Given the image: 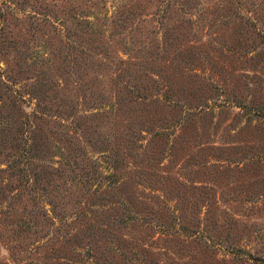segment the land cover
Segmentation results:
<instances>
[{
  "label": "rangeland",
  "instance_id": "obj_1",
  "mask_svg": "<svg viewBox=\"0 0 264 264\" xmlns=\"http://www.w3.org/2000/svg\"><path fill=\"white\" fill-rule=\"evenodd\" d=\"M0 14L1 35L19 50L46 46L52 67L68 71L52 97L86 114L81 123L90 126V140L120 147L128 126L140 128L139 140L152 143L157 168L170 178L161 203L150 202L159 221L116 229L122 249L104 252L107 264H264V0H0ZM68 29L72 37L63 36ZM166 30L179 41L170 39L179 51L169 63L159 61ZM68 39L99 54L76 56L80 67ZM3 60L12 63L9 53ZM20 74L24 80L33 71ZM114 97L118 109L101 110ZM175 99L206 111L174 138L172 159L165 148L158 159L166 139L154 131L183 114L171 108ZM175 181L182 184L176 197ZM4 231L0 225V264L53 263L50 244L31 250L28 237L10 239Z\"/></svg>",
  "mask_w": 264,
  "mask_h": 264
},
{
  "label": "trees",
  "instance_id": "obj_2",
  "mask_svg": "<svg viewBox=\"0 0 264 264\" xmlns=\"http://www.w3.org/2000/svg\"><path fill=\"white\" fill-rule=\"evenodd\" d=\"M82 23L92 26L89 20ZM166 31L159 61L169 63L179 51L171 49L170 39L178 44L179 41L173 32ZM63 36L72 37V32L68 29ZM68 44L73 63L80 67L76 56H89V50L92 55L99 54L92 46L76 44L71 39ZM168 51L172 54H166ZM8 53L12 65L7 60L0 61V225L10 239L28 237L31 250L50 244L52 264H107L109 259L104 252L115 254L122 249L116 240V229L130 227L134 221L142 226L159 221V214L152 207L163 200V183L170 178L160 172L162 167L157 168L159 161L155 164L152 143L139 140L143 131L140 128L128 126L125 144L120 147L110 146L106 140H90V126L81 123L86 114L71 111L63 98L52 97L64 88L69 76L67 70L52 67L50 49L43 45L38 51L19 50L13 39L0 32V55ZM120 63H128V59ZM90 65L83 62L82 68ZM27 71H33L32 76L19 79L20 73ZM151 80L158 83L156 78ZM168 92L167 86L161 90L166 98ZM24 95L34 100L33 106L26 104ZM120 101L114 97L101 110H116ZM169 102L174 111L182 108L183 114L178 112L169 118L168 125L159 126L154 135L157 140L166 139L158 149V159L165 148L170 161L174 138L186 123L205 113L206 107L195 103L191 108L188 102L177 99ZM49 103L55 104L56 114L50 113ZM61 110L68 114L63 115ZM97 112L98 107L87 115ZM181 185L175 181V197ZM121 193L125 194L118 195ZM37 239L44 243L34 246L33 240ZM66 250L68 254L60 257Z\"/></svg>",
  "mask_w": 264,
  "mask_h": 264
}]
</instances>
